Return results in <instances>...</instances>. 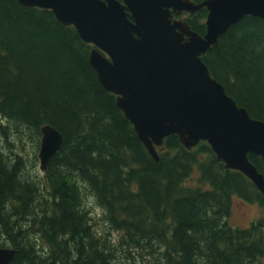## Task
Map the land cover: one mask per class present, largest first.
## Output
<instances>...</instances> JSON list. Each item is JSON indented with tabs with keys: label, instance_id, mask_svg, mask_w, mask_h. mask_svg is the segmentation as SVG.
I'll return each instance as SVG.
<instances>
[{
	"label": "trees",
	"instance_id": "1",
	"mask_svg": "<svg viewBox=\"0 0 264 264\" xmlns=\"http://www.w3.org/2000/svg\"><path fill=\"white\" fill-rule=\"evenodd\" d=\"M207 14L185 20L204 35ZM93 47L51 9L0 0V246L17 250L11 264H264V212L229 223L235 197L264 206V195L206 141L187 149L172 134L156 159L101 83ZM203 60L264 120L263 18L245 16ZM46 124L64 142L40 173L11 146L31 137L39 148ZM249 159L264 173L263 157Z\"/></svg>",
	"mask_w": 264,
	"mask_h": 264
},
{
	"label": "water",
	"instance_id": "2",
	"mask_svg": "<svg viewBox=\"0 0 264 264\" xmlns=\"http://www.w3.org/2000/svg\"><path fill=\"white\" fill-rule=\"evenodd\" d=\"M51 9L94 47L90 62L103 86L139 138L158 159L165 139L177 134L187 149L202 141L226 168L244 173L264 195V173L249 159L264 158V120L250 116L214 78L203 56L245 16L264 19V0H18ZM206 8V33L176 16ZM40 167L47 169L64 136L41 129ZM16 249L0 246V264H11Z\"/></svg>",
	"mask_w": 264,
	"mask_h": 264
},
{
	"label": "rangeland",
	"instance_id": "3",
	"mask_svg": "<svg viewBox=\"0 0 264 264\" xmlns=\"http://www.w3.org/2000/svg\"><path fill=\"white\" fill-rule=\"evenodd\" d=\"M187 16H182V19H185ZM206 23V20H205ZM42 137V136H41ZM19 143L16 146L12 147V156H15L17 153L21 155L22 158L30 164L35 163L37 170L41 173L43 172L40 167L39 159V150L40 147H37L36 139L31 137L16 138ZM22 139V140H20ZM15 142V141H14ZM41 144V141H40ZM88 206L94 210V212L99 216L101 212L96 210L97 204L93 199L88 198ZM264 212V206H261L258 202H248L240 197H235L232 203V214L229 218V223L232 226L236 227H247L260 217ZM103 225V222H101Z\"/></svg>",
	"mask_w": 264,
	"mask_h": 264
},
{
	"label": "flooded vegetation",
	"instance_id": "4",
	"mask_svg": "<svg viewBox=\"0 0 264 264\" xmlns=\"http://www.w3.org/2000/svg\"><path fill=\"white\" fill-rule=\"evenodd\" d=\"M185 15L187 16V13H184V15H181V16H176L177 18H181L182 16L185 17Z\"/></svg>",
	"mask_w": 264,
	"mask_h": 264
},
{
	"label": "bare ground",
	"instance_id": "5",
	"mask_svg": "<svg viewBox=\"0 0 264 264\" xmlns=\"http://www.w3.org/2000/svg\"><path fill=\"white\" fill-rule=\"evenodd\" d=\"M199 12V11H198Z\"/></svg>",
	"mask_w": 264,
	"mask_h": 264
}]
</instances>
